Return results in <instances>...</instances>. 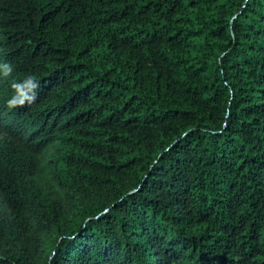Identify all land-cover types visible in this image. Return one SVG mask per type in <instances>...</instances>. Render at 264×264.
Returning a JSON list of instances; mask_svg holds the SVG:
<instances>
[{
	"label": "trees",
	"instance_id": "1",
	"mask_svg": "<svg viewBox=\"0 0 264 264\" xmlns=\"http://www.w3.org/2000/svg\"><path fill=\"white\" fill-rule=\"evenodd\" d=\"M2 63L0 264H264V0H0Z\"/></svg>",
	"mask_w": 264,
	"mask_h": 264
},
{
	"label": "clouds",
	"instance_id": "2",
	"mask_svg": "<svg viewBox=\"0 0 264 264\" xmlns=\"http://www.w3.org/2000/svg\"><path fill=\"white\" fill-rule=\"evenodd\" d=\"M13 73V65L10 63L0 64V77L7 78ZM13 94L7 100L9 109L24 108L37 102L40 82L36 76L28 74L22 81H13L11 84Z\"/></svg>",
	"mask_w": 264,
	"mask_h": 264
}]
</instances>
